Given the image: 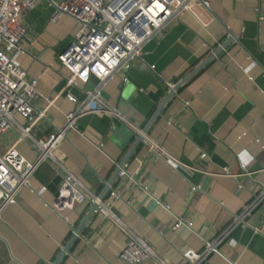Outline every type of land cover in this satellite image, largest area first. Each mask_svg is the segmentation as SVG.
<instances>
[{"label": "crops", "instance_id": "0c3cea01", "mask_svg": "<svg viewBox=\"0 0 264 264\" xmlns=\"http://www.w3.org/2000/svg\"><path fill=\"white\" fill-rule=\"evenodd\" d=\"M208 8L192 3L159 37L148 41L132 62L126 78H111L100 95L134 126L189 169H172L155 159L128 125L104 112L79 117L66 133L58 155L85 188L99 197L122 158L131 150L127 170L148 186V193L132 190L115 178L110 187L121 199L103 195V202L169 264H185L182 252L200 251L204 240L219 234L250 202L264 183V0H207ZM47 0L22 17L27 34L22 51L14 55L29 78L36 80L39 97L33 103L46 108L49 121H39L32 135L50 133L65 122L73 107L62 91L69 71L57 54L77 30L64 16L50 20ZM232 41L190 76L162 107L165 82L177 84L199 66L228 37ZM151 66H154L151 68ZM95 79L69 88L80 97L79 87L91 90ZM45 98L52 100L49 104ZM184 102L188 106L184 107ZM150 122V123H148ZM10 129L0 139V152L15 144L29 161L36 152ZM205 153V157L201 154ZM226 166L236 176L221 174ZM139 167V171L135 170ZM61 176L42 163L0 219V264H52L69 242L90 203L54 213L51 204ZM201 192L190 193L192 186ZM129 200L127 205L125 201ZM157 201L161 202L159 205ZM177 217L190 226L171 229ZM126 236L116 225L94 213L80 236L58 264H125L118 259ZM141 264H150L148 261ZM202 264H264V204L246 217V225L231 232Z\"/></svg>", "mask_w": 264, "mask_h": 264}, {"label": "built area", "instance_id": "2783aa9c", "mask_svg": "<svg viewBox=\"0 0 264 264\" xmlns=\"http://www.w3.org/2000/svg\"><path fill=\"white\" fill-rule=\"evenodd\" d=\"M43 0H0V139L10 129L18 133V141H27L35 150L33 161L26 159L15 147L9 146L0 152V219L4 209L18 196L19 191L29 185L31 177L38 167L51 163L61 176V183L51 204L54 213L72 209L76 204L89 202L96 204L94 213L118 226L126 236L118 259L125 264H169L161 259L151 246L135 231L126 226L112 210L91 194L82 182L69 170L64 160L59 157V145L66 133L76 128L77 119L87 113L104 112L124 121L134 135L140 136L142 144L155 159L164 160L172 169H189L181 161L168 154L146 132L138 128L117 112L100 95L101 88L111 78H126L132 62L138 59L144 45L159 37L190 4L198 3L208 8L207 0H47L53 7L52 22L67 16L77 24V30L71 40L57 54L60 65L69 71L62 91L73 107L65 112V122L55 127L50 133L35 137L34 126L41 120L49 121L47 109H37L33 101L38 98L36 80L29 78L25 69L15 60L14 55L22 51L21 41L27 34V27L22 23L24 14L36 8ZM264 19V17H262ZM154 66H151L153 68ZM95 79L91 90L79 87L81 98L69 92L77 82L85 84ZM167 89L174 83L165 82ZM52 104V100L45 98ZM184 107L188 102H184ZM264 137V134H263ZM205 157V153L201 154ZM140 169L137 167L135 172ZM221 174L236 176L226 166ZM122 183L129 184L132 190L148 193V186L135 178V173L127 170V164L119 169L117 177ZM200 186H192L190 193L201 192ZM109 196L121 199V194L110 187ZM127 205L130 201H125ZM159 205L161 202L157 201ZM264 204V183L259 185L250 202L232 214L230 223L219 234L204 240L200 251L187 249L182 252L185 264H202L211 253L218 252L219 245L227 239L233 230L246 225V217ZM190 226L182 217H177L171 229ZM76 264H80L76 260Z\"/></svg>", "mask_w": 264, "mask_h": 264}, {"label": "water", "instance_id": "95a60500", "mask_svg": "<svg viewBox=\"0 0 264 264\" xmlns=\"http://www.w3.org/2000/svg\"><path fill=\"white\" fill-rule=\"evenodd\" d=\"M232 41H236L239 42L238 38H236V36L234 34L229 33V37L220 45L217 47V49H215L208 58H206V60H204V62H202L199 66H197L196 68H194L193 70H191V72H189L184 78H182V80H180V82H178L177 84L174 85V87L172 89H169L166 96L164 97V99L162 100V102L157 106L155 112L153 113L150 122H152V120L160 114V111L162 109V107L164 106V104L169 100V98L171 96L175 95V90H177V88L182 85L190 76H192L202 65H204L209 59L213 58V56L219 54V52L222 51L223 48H225L229 43H231ZM148 122V123H150ZM144 132L147 131V128L143 129ZM139 142H141V138L140 136H136V141L134 142V145L138 144ZM131 153V150L127 152V154L122 158V160L119 162V164L117 165V168L115 169L114 173L112 174V176L109 178V180L107 181V183L105 184L103 190L101 191V194L99 195V199L103 198L104 193L107 191V189L110 188L111 183L113 182V180L117 177L118 171L119 169L124 165V163H126L127 159L129 158ZM96 204L95 203H91L90 207L88 209V212L85 214V216L82 218L81 222L79 223V225L74 229L73 234L71 239L69 240L68 243H66L63 248L62 251L60 252V254L58 255V257L54 260V262L52 264H58L60 262V260L63 258V256L69 252V247L72 244V242L75 240L76 237L80 236L82 228L84 227V225L86 224L87 220L94 214V210L96 209Z\"/></svg>", "mask_w": 264, "mask_h": 264}, {"label": "rangeland", "instance_id": "374dc122", "mask_svg": "<svg viewBox=\"0 0 264 264\" xmlns=\"http://www.w3.org/2000/svg\"><path fill=\"white\" fill-rule=\"evenodd\" d=\"M54 1H56V2H60L61 0H54ZM52 7V6H51ZM53 8V7H52ZM23 23V22H22Z\"/></svg>", "mask_w": 264, "mask_h": 264}]
</instances>
